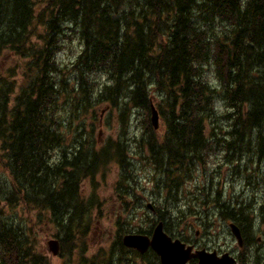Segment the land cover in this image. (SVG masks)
Masks as SVG:
<instances>
[{
    "label": "trees",
    "instance_id": "16d2710c",
    "mask_svg": "<svg viewBox=\"0 0 264 264\" xmlns=\"http://www.w3.org/2000/svg\"><path fill=\"white\" fill-rule=\"evenodd\" d=\"M69 32L78 34L83 47L73 65L80 92L71 107L84 112L97 96L99 106L120 109L123 123L133 109L145 115L136 144L159 172L161 200L155 210L165 231L189 243L175 229L188 216L204 226L202 210L212 203L239 226L246 243L251 241V209L239 196L218 202L221 192L213 200L208 193L185 210L178 208L185 183L210 159L211 140H222L217 145L227 158L257 141L264 158V0H0V56L8 50L25 60L19 84L14 70L0 76V163L10 179L7 203L47 214L63 231L61 253L69 245L64 264H160L153 252L140 255L123 246L122 236L132 231L119 234L116 250L86 257L96 201L83 196L84 181L111 162L121 167L125 183L133 170L127 145L99 146L93 136L82 137L76 152L54 160V151L64 146L60 103L74 92L66 90L57 61ZM97 75L108 81L95 93ZM153 94L165 121L163 136L150 121ZM220 103L229 121L225 127L214 123ZM124 225L118 223L121 230ZM152 229L135 232L151 235ZM26 239L25 230L0 218V264H51Z\"/></svg>",
    "mask_w": 264,
    "mask_h": 264
},
{
    "label": "rangeland",
    "instance_id": "374dc122",
    "mask_svg": "<svg viewBox=\"0 0 264 264\" xmlns=\"http://www.w3.org/2000/svg\"><path fill=\"white\" fill-rule=\"evenodd\" d=\"M75 34L70 33V39H63V48L57 56V61L63 69V78L67 81L66 90L74 88V92L71 93V96H67L68 100H65V103H60L63 105L59 120L62 124L60 133L64 139V146L54 151V160H60L64 152H76L82 137L87 139L88 136H93L95 144L99 146L118 142L127 145L126 147L129 149H125L129 151L128 158L132 162L131 171L133 170L130 184L125 183L122 179L121 167L117 163L111 162L93 179H87L83 183V196L87 199L93 198L96 201L90 232L84 246L87 251L86 257L92 258L100 252H107L111 248L116 250L115 243L122 231L135 233L136 229L149 230L155 226L154 223L159 220L158 214L156 210L151 211L148 205L156 206L161 200L159 190L156 188L160 182V175L149 156L136 144L144 130L145 115L142 110H131L125 123H123L120 109L99 106L95 101L97 96L84 112L77 113L71 107V98L78 99L80 92L77 88L73 65L83 48L76 36L78 34ZM33 41L36 43L37 38H34ZM24 66L25 60L11 51L7 50L0 56V76L14 70V80L18 84L23 79ZM94 78L96 84L93 92L96 93L107 83L108 79L103 75H97ZM209 79L213 82L212 73H209ZM17 93L18 88L12 99L16 97ZM153 95L155 97L153 103L157 107L159 99L156 94ZM225 111L226 108L220 103L214 123L221 127L229 125L228 119L223 117ZM160 116L161 125L156 133L163 136L166 126L162 115ZM219 131V137H224L223 130ZM209 133L207 131L208 136L211 137ZM211 142L213 145L210 159L206 166H200L196 169L193 179L185 183L182 193L183 200H180L181 206L178 209L185 210L191 200L196 197L201 199L200 197L206 196L208 193L213 200L216 192H221L222 199H217L218 202L236 199L238 196V198L246 200L253 219L250 245L252 246V253H254L253 248L257 249L254 245L257 243L256 240L264 239V158H260L257 141L251 143V147L242 148L233 158H227L223 149L217 145L222 143V140L219 142L216 139L211 140ZM8 175L0 163V218L6 224L25 230L26 240L29 241L33 251L46 257L51 264L66 263L69 260V245L64 246L65 251L61 253L62 256H54L49 251V241L61 240L64 233L51 223L47 214L35 210H25L23 205L10 207L7 203V189L10 187ZM163 194L166 196V192ZM204 201L208 200L205 199ZM206 207L211 210H202L205 214L204 226L196 218L190 219L192 216H188L187 221L185 220L181 227L175 229L174 233L184 232L186 238L196 240L200 249L217 250L218 253L229 252L236 258L239 256L247 257L248 249L240 250L231 234L230 220L223 218L221 209L218 210V207H214L212 203H207ZM118 223H127L124 225L125 230H121ZM186 226H193V228L191 231L188 229L186 231ZM261 248L264 253V247H259L257 251ZM253 255L252 259H254ZM77 257L78 252L74 254V258ZM259 264H264V260H260Z\"/></svg>",
    "mask_w": 264,
    "mask_h": 264
},
{
    "label": "water",
    "instance_id": "95a60500",
    "mask_svg": "<svg viewBox=\"0 0 264 264\" xmlns=\"http://www.w3.org/2000/svg\"><path fill=\"white\" fill-rule=\"evenodd\" d=\"M151 123L155 131L160 128V115L151 105ZM233 236L243 247V237L240 229L235 225H230ZM123 244L129 249L138 251L141 254L152 249L160 259L161 264H190L192 260H197V264H238L235 258L229 253L218 256L217 252H208L207 250H195L193 246H187L181 240L172 239L165 231L163 223H159L152 237L140 234H128L123 238ZM49 251L57 256L60 252V244L57 240L48 243Z\"/></svg>",
    "mask_w": 264,
    "mask_h": 264
},
{
    "label": "flooded vegetation",
    "instance_id": "af4514ba",
    "mask_svg": "<svg viewBox=\"0 0 264 264\" xmlns=\"http://www.w3.org/2000/svg\"><path fill=\"white\" fill-rule=\"evenodd\" d=\"M189 241L191 242V245H193L195 248L198 247L197 246V243H196V240H194L193 238H190ZM256 241H257V243L254 244V245L257 247V249L254 248V251H255L254 253H252V249H251L252 246L248 247L251 241H248V243L245 242V244L243 245V247L240 248L241 251H244L245 248L248 249L249 252L247 254V257H243V256L240 257L239 256V257L236 258L231 253L230 254L235 258V260L238 263H241V264H259V261L260 260H264V253L262 252V248L259 249V251H257V250H258L259 247H264V239H257ZM246 245H247V247H246ZM214 251H217V250H214ZM218 254H223V253H218ZM252 255L254 256V259H252Z\"/></svg>",
    "mask_w": 264,
    "mask_h": 264
},
{
    "label": "bare ground",
    "instance_id": "6f19581e",
    "mask_svg": "<svg viewBox=\"0 0 264 264\" xmlns=\"http://www.w3.org/2000/svg\"><path fill=\"white\" fill-rule=\"evenodd\" d=\"M191 11H192V10H191ZM261 94H262V93H261ZM253 130H254V129H253ZM60 149H61V148H60ZM85 152H86V151H85ZM88 152H89V151H88ZM88 152H87V153H88ZM195 163H196V162H195ZM196 164H197V163H196ZM196 164H195V165H196ZM238 216H239V215H238ZM240 222H241V221H240ZM251 237H252V236H251ZM250 246H251V245L249 244L248 247H250ZM246 247H247V245H246ZM251 249H252V248H251ZM253 250H254V248H253ZM250 251H251V250H250ZM248 252H249V251H248Z\"/></svg>",
    "mask_w": 264,
    "mask_h": 264
}]
</instances>
